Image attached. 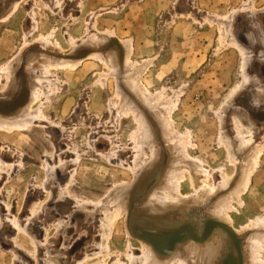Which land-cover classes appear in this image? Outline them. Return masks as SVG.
<instances>
[{
  "label": "rangeland",
  "instance_id": "obj_1",
  "mask_svg": "<svg viewBox=\"0 0 264 264\" xmlns=\"http://www.w3.org/2000/svg\"><path fill=\"white\" fill-rule=\"evenodd\" d=\"M134 71L151 98L174 105V131L189 135L181 196L196 195L190 173L214 191L210 206L230 195L242 163L264 145V0H0V126L40 116L0 128V264L141 257L128 226L142 207L134 197L161 180L170 158L157 112L130 87ZM125 99L161 151L154 176L132 172L138 128L119 112ZM121 186L132 192L127 212L105 239V208ZM239 200L231 227L222 224L242 247L236 231L264 220V149ZM229 242L219 264H237Z\"/></svg>",
  "mask_w": 264,
  "mask_h": 264
},
{
  "label": "bare ground",
  "instance_id": "obj_2",
  "mask_svg": "<svg viewBox=\"0 0 264 264\" xmlns=\"http://www.w3.org/2000/svg\"><path fill=\"white\" fill-rule=\"evenodd\" d=\"M129 55L128 51L126 58L128 66L131 65L128 61ZM69 68L73 69L74 66H69ZM140 75L141 73L138 71L129 73L128 78L130 87L135 89V92L139 94L142 101H144L146 105H150L152 109L157 112L156 117L158 125L162 132V136L165 137L166 144H168L167 151L169 153L170 160L167 162L164 170L161 171V180L157 183L155 182L156 184H153L151 188L147 187V189L141 192L138 196L134 197L136 201L141 198L143 201L141 205L142 207L139 208V205H137V208H133L132 213H135L133 214L130 222H128L129 230H131L130 228L132 225L140 224L155 230L171 231L175 228L170 227H177L184 221L189 220L193 225L196 235L200 236L203 233L202 222L205 221L206 218L215 222L224 223L231 227L229 212L234 210L233 203L240 202L239 196L248 186L249 178L256 168L258 157L263 151L264 145L255 147L252 153L247 157V161L242 163L240 169V179L238 180L236 187L231 191L230 195L227 194L226 196H220L221 198L218 197L215 204L210 206V202L208 203V201L212 198L214 191L211 192L210 190H207L208 188L202 184V181L200 180L201 183L199 184L195 174L190 173V180L196 191V195L195 197L189 199L182 197L180 188L182 182L184 181V173L190 172V160L186 152V146L189 145V135L185 134L184 136H179L174 131L171 120L174 105L170 102L163 103L161 101V94H157L155 98H151L147 91L139 83ZM39 98V94L35 92L32 93L33 102H36ZM139 111L140 110L135 106V104L127 102L126 99L123 100L119 109V112L125 116L129 113L132 114L138 128L137 159L132 168L135 179H140V177L144 175V173L142 174L144 169H149L147 175L152 174L154 176L155 173L158 174V172H155L154 168L159 160L160 151L158 147H156L157 145L155 146L153 143V136L148 126L146 117H144V115ZM35 117L39 118L40 116L36 115ZM35 117L31 116L27 120L22 119L13 123H3L0 128L6 129V131L22 129L25 128ZM246 142L249 141H243L245 146L248 144ZM145 151L149 152L148 157L146 156ZM230 162H233L231 157ZM157 170H159V168ZM142 178L145 179V177ZM128 188L129 186L119 187L118 191L111 195V202L105 208V222L107 224L106 227L108 228L105 239L109 237L110 231L116 220L127 212V206L125 207L124 205V198H127L129 193L127 191ZM220 189H222L221 186L217 188V190ZM127 201L130 200L127 199ZM110 205L113 208L112 212L108 211V207ZM190 205L198 206V208L189 212L187 209L191 207ZM202 210H206L208 212L205 213V211L202 212ZM139 213H143L145 216H141ZM221 231L223 230L215 228L208 235V237H205L206 239L197 242L187 239L183 243L177 244L174 251L170 254H159L154 251L148 242L142 240V255L140 258L132 257L130 260L131 264H219L222 261L221 259L224 258V255L226 256L230 249L229 236L228 234H223L224 231ZM236 233L239 235L245 234V237L242 236L244 238L242 241L243 245L241 247L244 264H264V261L261 258V253L264 251V220H259L255 223L253 222L252 226L242 228L240 231H236ZM160 242L161 248L166 250L168 246L167 240Z\"/></svg>",
  "mask_w": 264,
  "mask_h": 264
},
{
  "label": "water",
  "instance_id": "obj_3",
  "mask_svg": "<svg viewBox=\"0 0 264 264\" xmlns=\"http://www.w3.org/2000/svg\"><path fill=\"white\" fill-rule=\"evenodd\" d=\"M219 228L223 231H225L230 240L234 243V246L237 251L236 256V262L237 264H243L242 263V255H241V245L240 242L236 236V234L233 232L231 228L228 226L215 222V221H207L205 225L203 226V233L200 236H197L195 233V230L193 229V226L190 224L185 225H179L174 230L167 231V230H155L150 227H145L140 224H134L131 226L130 232L133 234V236L139 240H144L148 242L154 251H156L159 254H170L174 251L177 244H181L187 239H190L192 241H201L203 239H206L205 237H208V235L215 229ZM168 242V246L166 250H163L160 246V241ZM232 253V252H231ZM233 257L232 254L227 255V257Z\"/></svg>",
  "mask_w": 264,
  "mask_h": 264
}]
</instances>
